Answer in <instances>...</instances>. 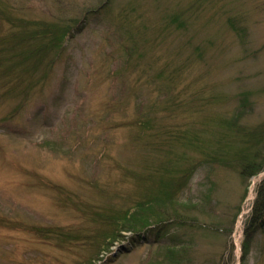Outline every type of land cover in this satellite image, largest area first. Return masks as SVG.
Returning a JSON list of instances; mask_svg holds the SVG:
<instances>
[{
    "label": "rangeland",
    "instance_id": "obj_1",
    "mask_svg": "<svg viewBox=\"0 0 264 264\" xmlns=\"http://www.w3.org/2000/svg\"><path fill=\"white\" fill-rule=\"evenodd\" d=\"M0 9L78 18L48 71L0 79V264H264V167L241 173L248 155L264 166V0ZM181 179L178 204L211 197L203 209L119 230L122 209Z\"/></svg>",
    "mask_w": 264,
    "mask_h": 264
},
{
    "label": "trees",
    "instance_id": "obj_2",
    "mask_svg": "<svg viewBox=\"0 0 264 264\" xmlns=\"http://www.w3.org/2000/svg\"><path fill=\"white\" fill-rule=\"evenodd\" d=\"M1 18H4L9 26L8 32L0 36V79L22 85L19 80L24 72H29L33 67L37 70L41 68L45 72L52 66V51L63 46L65 38L76 26L77 19H65L59 16L51 20H29L25 17L8 16L7 12L0 9ZM20 35L16 36V34ZM44 67V68H42ZM46 68V69H45ZM40 69V70H41ZM3 81H5L3 79ZM15 84V85H16ZM23 86V85H22ZM24 87V86H23ZM27 89V88H25ZM18 92L14 90L13 95L18 97ZM259 153H256L258 155ZM243 158L245 164L242 166V175L253 176L263 169V165L255 166L252 158L248 155ZM165 179H161L160 183ZM179 182L171 183L167 189H157V191L147 199L142 206L137 203L131 210L122 209L123 217L120 231H131L137 233L152 224H162L175 217L180 219V208L188 211L206 204L208 197L203 204L179 203L175 197V190L181 186ZM159 183V184H160ZM145 197V196H144ZM198 203V204H197ZM252 218L256 226L264 227V180L258 188V194L252 210ZM113 222V220L111 221Z\"/></svg>",
    "mask_w": 264,
    "mask_h": 264
}]
</instances>
